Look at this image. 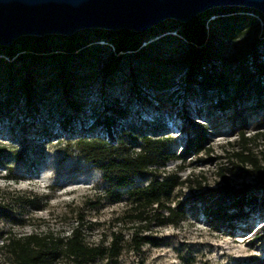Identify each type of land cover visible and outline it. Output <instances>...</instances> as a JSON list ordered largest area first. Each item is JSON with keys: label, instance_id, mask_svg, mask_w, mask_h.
I'll list each match as a JSON object with an SVG mask.
<instances>
[{"label": "rangeland", "instance_id": "obj_1", "mask_svg": "<svg viewBox=\"0 0 264 264\" xmlns=\"http://www.w3.org/2000/svg\"><path fill=\"white\" fill-rule=\"evenodd\" d=\"M250 15L258 21V26L251 22L232 38L223 40V36L220 37L225 41L227 54L234 53L255 35L260 37L263 23L258 15ZM162 23L166 28L159 24L143 31L145 41L141 45L157 42L166 33L179 36L177 31L162 33L177 27L179 21L167 19ZM90 37L99 39L92 32L78 39L88 41ZM92 43L110 45L105 40L89 44ZM180 47L177 39H170L165 44H159L155 51L166 61L176 57ZM164 66L168 69L164 62L155 65L157 68ZM77 68L90 75L78 89L80 107L77 110L61 98L57 89L39 90L41 100L33 107H26L18 92L9 104H5L7 85L0 82V142L5 143L10 151L22 146L27 150L22 154L23 161H16L9 152L0 164V236L31 232L62 236L78 223L86 243L102 242L106 245L113 239L117 240L120 252L112 264H241L249 259H263L264 236L261 238V235L264 233V210L245 207L247 224L239 221L233 227H227L220 221L210 222L200 203L194 201L197 183L192 182L175 191L174 199L186 206L185 217L178 225L152 223L148 229L141 228L131 221L126 192L130 187L145 184L147 178H135L132 185L114 190L119 195L116 198L115 192L104 191L97 168L76 153L66 156L64 152L68 135L85 138L99 136L110 140L105 126L94 127V121L98 115L105 113L104 102L116 98L127 106L129 114L126 121L116 120L114 129L110 130L115 141L120 138L116 130L123 126L133 136H169L172 139L169 149L177 153L186 139L181 116L185 106L193 121L206 126L209 151L192 155L181 163L180 178L193 173L202 189L207 191L221 183L218 173L223 171L236 188L247 182L252 191L260 193L256 178L247 176L238 167L234 168L231 159H228V153L239 147L236 135L239 121L233 119V108L219 110L215 106L216 94L186 102L188 94L184 91L180 73L174 74L171 87L152 89L143 82V63L137 60L126 62L106 89H102L97 67L78 65ZM237 107L240 116L247 120L246 136L256 131L264 133V128L255 126L264 115V107H257L255 98L245 99ZM65 116L70 119L64 129L62 119ZM156 124L159 128L151 132L150 127ZM23 137L27 141L25 144L20 143ZM135 146L132 144V148ZM250 146L264 167V158L259 154L264 148V136ZM178 163L169 162L161 169L162 174L174 171ZM227 207L233 209L231 205ZM246 225L249 228L242 230ZM134 232L138 240L143 241L139 250L134 248ZM8 262L0 254V264ZM54 264H68V260L60 256Z\"/></svg>", "mask_w": 264, "mask_h": 264}, {"label": "trees", "instance_id": "obj_2", "mask_svg": "<svg viewBox=\"0 0 264 264\" xmlns=\"http://www.w3.org/2000/svg\"><path fill=\"white\" fill-rule=\"evenodd\" d=\"M250 13L258 15L263 23L260 37L255 35L234 53L227 54L223 40L232 38L251 22L258 26V21ZM211 16L213 18L208 20ZM176 24L177 27L162 33L177 31L179 36L166 33L157 42L150 41L144 45H141L145 41L144 32L129 30L91 29L78 31L71 36H21L9 47L0 46V82L7 85L5 104H9L12 96L18 92L25 106L33 107L41 100L39 90L46 92L57 89L73 110L79 109L78 89L90 75L84 74L83 69L77 68L78 65L97 67L102 89H106L114 75L131 60L143 63V82L155 90L171 87L174 74L180 73L184 91L188 94L186 102L216 94L215 106L219 110L233 108V119L239 121L236 130L239 147L228 153V159H231L234 168L238 167L247 176L256 178L260 193L252 191L247 182H242L236 188L223 171L218 173L221 183L207 191L202 189L193 173L180 178L178 172L183 168L181 163L192 155L209 151L206 126L193 121L185 106L181 116L186 139L177 153L169 149L172 144L169 136H133L123 126L116 130L120 138L115 141L110 130L114 129L116 120L126 121L129 114L127 106L116 98L104 102L105 113L98 115L94 121V127L105 126L110 140L99 136L85 138L82 135H68L64 152L66 156L76 153L97 168L104 191L115 192L116 198L119 195L114 190L132 185L135 178H147L145 184L130 187L126 192L131 221L138 227L148 229L152 223L178 225L185 217L186 206L174 199L175 191L192 182L197 183L194 201L200 203L202 212L210 222L220 221L227 227H233L239 221L247 224L245 207L264 210V167L250 146L264 133L256 131L252 135H245L247 120L240 116L237 105L245 99L255 98L257 107H264V16L255 9L226 6L209 9L186 23ZM159 26L166 28L164 23ZM89 32L99 39H78ZM170 39L180 42V51L173 59L163 61L155 48ZM96 40L108 41L110 45L89 44ZM161 62L168 69L165 66L155 67ZM69 119V116L63 117L64 129ZM158 126H151L150 131L156 132ZM255 126L264 128V115L256 121ZM26 142L25 137L20 141L21 144ZM132 144L136 146L132 148ZM26 151L23 146L10 151L5 143L0 142V164L9 152L16 161L21 162L22 154ZM259 154L264 158V148ZM169 162L179 163L174 171L163 175L161 169ZM228 205L233 209L230 210ZM247 228L248 225L242 230ZM136 236L134 232V248L139 250L143 241ZM263 236L264 233L261 238ZM119 252L116 239L106 245L102 242L86 243L78 223L62 236L34 232L0 236V254L9 261L8 264H54L60 256L66 258L68 264H112ZM241 264H264V258L249 259Z\"/></svg>", "mask_w": 264, "mask_h": 264}, {"label": "water", "instance_id": "obj_3", "mask_svg": "<svg viewBox=\"0 0 264 264\" xmlns=\"http://www.w3.org/2000/svg\"><path fill=\"white\" fill-rule=\"evenodd\" d=\"M246 7L264 16V0H0V46L21 36H71L86 29L143 32L216 7Z\"/></svg>", "mask_w": 264, "mask_h": 264}]
</instances>
